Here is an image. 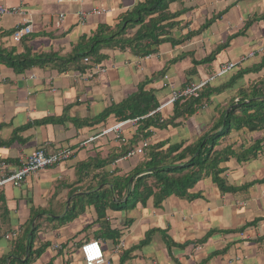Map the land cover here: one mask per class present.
<instances>
[{
  "label": "crops",
  "instance_id": "0c3cea01",
  "mask_svg": "<svg viewBox=\"0 0 264 264\" xmlns=\"http://www.w3.org/2000/svg\"><path fill=\"white\" fill-rule=\"evenodd\" d=\"M141 2L144 0H83L79 4L0 0V5L21 7L25 12L24 17L0 15V49H9L10 43L18 53L24 50L23 43H14L5 34L27 20L32 31L22 40L31 52L65 58L73 54L82 37H91L100 25L113 28L123 14ZM94 7L107 11L79 22L76 12ZM170 11L179 12L172 36L180 43L164 42L156 53L142 57L102 48L99 53L104 59L96 64L105 71H92L94 75L88 79L76 76L83 72L79 63L51 60L21 74L0 64V158L9 169H15L40 146L73 151L67 160L29 175L21 186L0 189V221L4 222H0V228L4 226L0 235L5 238L0 239V258L14 250L10 235L22 236L33 215L45 212L33 218L38 226L33 249L44 242L50 244L31 260L32 264L51 260L53 264H83L80 245L94 238L105 253L102 264H264V154L246 161L237 158L255 143L264 146V129H232L214 148L220 151L231 145L235 152L219 164L223 168L220 176L238 188L235 191L222 192L211 176H205L189 189L199 197L171 195L160 207H155L150 198L145 205L137 203L126 211L108 208L106 219L120 233L116 240L98 237L102 228L92 206H85L77 218L64 225L56 218L47 219L61 217L74 196L95 188L100 179L97 174L118 169V174L126 175L143 157L110 162L116 154L143 140L149 146L164 142L162 150L180 144L178 153L213 126L219 117L217 106H226L241 88L264 80V67L254 70L264 60V0H176ZM60 13H64V19L58 26ZM210 19L212 23L203 28ZM210 55L211 61L193 64V60ZM229 63L236 65L226 74L216 75ZM192 71L194 81L190 83L207 80L210 88L228 84L239 72L246 73L213 93L203 107L177 126L145 127L143 121H137L123 127L124 143L108 133L81 144L118 122L114 114L99 119L106 109L117 106L141 87L152 92L159 107L172 92L190 84L186 79ZM172 107L167 104L155 114L163 121L171 116ZM199 121L203 124L196 127ZM143 133L147 137L143 138ZM97 159L109 162L99 168L92 163ZM88 161L90 165L80 167ZM39 232L43 233L38 236ZM147 235L148 241L141 243ZM163 235L172 244L167 245Z\"/></svg>",
  "mask_w": 264,
  "mask_h": 264
},
{
  "label": "trees",
  "instance_id": "16d2710c",
  "mask_svg": "<svg viewBox=\"0 0 264 264\" xmlns=\"http://www.w3.org/2000/svg\"><path fill=\"white\" fill-rule=\"evenodd\" d=\"M175 1L144 0V2L138 3L123 14L119 23L113 28L108 25H100L91 37H82L75 46L73 54L68 57L63 58L55 54H33L26 43L21 40L20 42L24 45L22 52L18 53L14 46L11 49H0V64L13 69L16 74H21L31 67L44 65L47 61L58 60L61 63L66 62V64L79 63L80 69L84 72L91 71L95 66H100L96 63H100L104 59V55L99 53L102 48H115L122 52L129 51L132 55L139 57L156 53L159 45L164 42L170 41L172 44L181 42L175 41L172 36L173 28L178 24L175 19L179 16V12L170 11V5ZM211 23L212 19L208 20L203 28L208 27ZM135 27H137L136 31L131 33ZM12 32L13 30L5 35L12 36ZM212 58L213 56L210 55L199 61L193 60V64L206 63ZM84 59H87V62ZM263 67L264 60L255 66L254 70ZM193 73V71L189 72L187 83L194 81V78L191 77ZM243 73L246 71L239 72L228 84L221 87L210 88L208 87L209 83L206 82L198 90L197 96L176 99L172 103L171 116L162 122L156 114L144 117L139 121H143L145 127L150 125L160 128H166L168 125L177 126L203 107L213 93H219L231 85L235 79L241 78ZM157 107L158 101L152 92L141 87L137 93L117 106L103 111L99 119L114 114L118 121H124L145 116ZM217 112L219 117L213 122L210 131L206 132L197 143L188 145L178 153L176 152L179 150L180 144H170L165 150L161 149L164 142L148 145L147 152L130 173L121 175L118 174V169H115L111 173L97 174L100 179L95 188L80 196H74L65 214L61 217L50 216L47 219L53 221L56 218L60 225H64L77 218L84 211L85 206H92L97 214L96 221L100 222L102 228L98 237L116 240L120 233L118 229L111 228L106 219V209L108 208L126 211L133 209L137 203L145 205L150 198H153L155 207H160L161 203L171 195L187 199L199 197V195L189 193V189L205 176H211L212 181L222 192L237 190L238 188L228 185L220 176L223 168H220L219 164L235 154L232 146L227 145L220 151H216L214 148L232 129L246 128L249 131L264 129V80L251 84L247 88H241L226 106H217ZM179 119L181 120L179 121ZM142 136L143 138L147 137V133H143ZM129 149L126 148L123 153L120 152L113 156L110 162L123 157ZM262 153L264 154V146L261 148L259 143H255L244 149L237 158L240 161H246ZM91 161L80 164V167L90 165ZM106 162L109 161L102 159L92 161L99 168L105 166ZM42 213L45 212L33 215L22 236L12 239L14 250L0 258V264H28L33 258L39 257L49 246V242H44L38 248L33 249L34 238L38 230L36 222L33 223V218ZM148 238L147 235L141 243H146ZM163 238L167 245L172 244L165 235ZM46 264H53V262L51 260Z\"/></svg>",
  "mask_w": 264,
  "mask_h": 264
},
{
  "label": "built area",
  "instance_id": "2783aa9c",
  "mask_svg": "<svg viewBox=\"0 0 264 264\" xmlns=\"http://www.w3.org/2000/svg\"><path fill=\"white\" fill-rule=\"evenodd\" d=\"M83 0H57L58 3H71V4H79ZM107 10L105 8H97L94 7L90 9L89 11H84L79 9L76 12V15L78 17L79 22L83 23L89 15H99L102 13H105ZM21 15L25 16V12L21 7H7L4 5H0V15ZM64 19V13H60L58 15L56 24L60 26L62 20ZM32 31L31 23L26 20V22H23L22 24H18L13 28L12 32V40L14 43H18L22 40L23 36L28 35ZM264 49V48H263ZM85 62H87V59H84ZM235 63H229L227 65L221 66L219 70L216 72V75L221 76L223 74H226L228 71H230L233 67H235ZM95 73L99 71H105L104 67L95 66L93 69L86 70L84 72H77L76 76L79 78H85L88 79L94 75L92 72ZM215 75V76H216ZM167 79V76H165ZM207 82L206 81H200L198 83H190L184 87L183 90L177 92H172L170 98H168L166 101H164L158 108L154 109L153 111L149 112L147 115L132 119H126L124 121H118L114 123L113 125L106 127L103 129L100 133L93 135L90 138H87L84 140L81 144L87 145L90 141L93 139L99 137L100 135L112 133L114 134L115 139L119 140L121 143H124L126 141V138L123 133V127L127 124H135L140 119L151 116L155 114L158 110L165 107L167 104H172L176 99L180 97H188V96H197L198 90ZM167 84V82H166ZM164 84V86H166ZM162 122V120L160 119ZM148 141L143 140L138 145L132 147L129 149L123 157L118 159L117 161L121 160H129L130 158L134 157H141L145 155L146 148L148 146ZM73 154V151L69 148H55L52 150L47 149L45 146H40L36 148L30 155H28L26 158L22 159L19 166H17L15 169L10 170L9 165L6 164L1 158H0V189L4 188L7 185L13 186V187H19L23 183V181L29 176L36 174L38 172H41L42 170H45L46 168L53 166L55 164L60 163L61 161L67 160L71 155ZM16 233H12L11 237L14 239L16 237ZM54 249H57L59 246L54 245ZM80 252L83 259V264H102L105 262V253L102 249L101 243L98 239H90L87 241H84L80 246Z\"/></svg>",
  "mask_w": 264,
  "mask_h": 264
},
{
  "label": "rangeland",
  "instance_id": "374dc122",
  "mask_svg": "<svg viewBox=\"0 0 264 264\" xmlns=\"http://www.w3.org/2000/svg\"><path fill=\"white\" fill-rule=\"evenodd\" d=\"M6 46V45H5ZM8 47H10L9 49H11V47H12V45L9 43L8 45H7ZM199 124H203V121H199L198 123H197V125H196V127L199 125ZM210 129L211 128H208V130H207V132H209L210 131ZM208 138V137H207ZM211 137H209L208 139H210ZM197 143V142H196ZM8 186V185H7ZM2 212H0V214H1ZM9 217H11V216H9ZM0 222H2L3 224H4V222L3 221H0ZM0 225H2V224H0ZM42 226V225H41ZM4 227V226H3ZM0 228V233L3 231V229L4 228ZM43 231V230H42ZM43 232H39V233H37L38 234V236L40 235V234H42ZM0 239H5L4 238V236L3 235H0ZM10 239H13L12 237H11V235H10ZM7 241V240H6ZM34 262V261H33ZM28 264H32V261H30Z\"/></svg>",
  "mask_w": 264,
  "mask_h": 264
},
{
  "label": "clouds",
  "instance_id": "9594fccd",
  "mask_svg": "<svg viewBox=\"0 0 264 264\" xmlns=\"http://www.w3.org/2000/svg\"><path fill=\"white\" fill-rule=\"evenodd\" d=\"M81 246V245H80ZM83 260V259H82Z\"/></svg>",
  "mask_w": 264,
  "mask_h": 264
}]
</instances>
